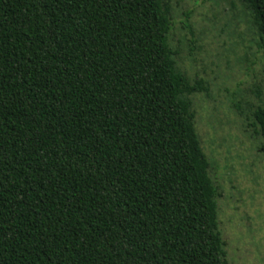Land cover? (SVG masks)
<instances>
[{"label": "trees", "instance_id": "16d2710c", "mask_svg": "<svg viewBox=\"0 0 264 264\" xmlns=\"http://www.w3.org/2000/svg\"><path fill=\"white\" fill-rule=\"evenodd\" d=\"M172 25L166 0H0V264H229Z\"/></svg>", "mask_w": 264, "mask_h": 264}, {"label": "rangeland", "instance_id": "374dc122", "mask_svg": "<svg viewBox=\"0 0 264 264\" xmlns=\"http://www.w3.org/2000/svg\"><path fill=\"white\" fill-rule=\"evenodd\" d=\"M166 2L177 65L209 89L192 101L209 173L222 193L219 229L229 264H264V138L252 119L264 103V55L256 31L240 0Z\"/></svg>", "mask_w": 264, "mask_h": 264}]
</instances>
